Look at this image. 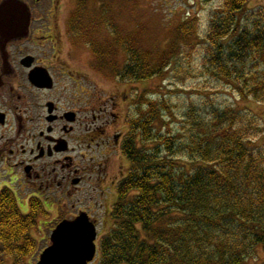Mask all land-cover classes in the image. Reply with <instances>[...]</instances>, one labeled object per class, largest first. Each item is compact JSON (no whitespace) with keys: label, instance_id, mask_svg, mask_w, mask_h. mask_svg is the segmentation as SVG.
Instances as JSON below:
<instances>
[{"label":"trees","instance_id":"obj_1","mask_svg":"<svg viewBox=\"0 0 264 264\" xmlns=\"http://www.w3.org/2000/svg\"><path fill=\"white\" fill-rule=\"evenodd\" d=\"M250 1L223 0L205 39L207 59L214 75L241 97L253 95L264 102V71L251 77L242 73L247 58L264 59V15L251 27L241 24ZM87 9L92 10L81 6L74 16L73 32L88 38L101 59L100 70L107 55L121 47L128 57L121 71L109 62L117 78L142 82L161 75V65H149L150 55L140 54L113 23L106 25L112 42L99 41L105 7L99 6L104 13L98 15L87 14ZM78 16L86 23L77 22ZM193 31L189 21L178 27L176 38L183 41ZM174 48L172 44L170 53L162 55L165 60ZM166 107L163 99L148 100L143 113L129 118L133 137L124 144L123 154L131 166L117 184L113 225L100 242L98 264H247L259 247L264 250V156L251 148L250 138L243 140L234 132L232 122L223 126L218 112L210 123L195 121L177 149L174 138L158 129ZM185 152L188 157L178 156L177 163L173 155ZM31 208L22 214L13 192L0 190V264L3 257L23 264L21 260L36 252L30 230L45 213L41 207Z\"/></svg>","mask_w":264,"mask_h":264},{"label":"flooded vegetation","instance_id":"obj_2","mask_svg":"<svg viewBox=\"0 0 264 264\" xmlns=\"http://www.w3.org/2000/svg\"><path fill=\"white\" fill-rule=\"evenodd\" d=\"M89 5L87 0H75V6L71 0H0L2 188L13 192L18 208L27 207L22 214L41 207L45 217L39 216L37 225L50 220L53 226L46 246L60 222L85 214L96 229L98 248L103 235L93 213L107 210L131 166L123 154L133 137L130 117L123 119L116 98L105 103L93 93L90 77L101 74V59L88 38L73 32L74 16ZM77 22L86 23L79 16ZM86 49L92 58L82 71L74 61Z\"/></svg>","mask_w":264,"mask_h":264},{"label":"rangeland","instance_id":"obj_3","mask_svg":"<svg viewBox=\"0 0 264 264\" xmlns=\"http://www.w3.org/2000/svg\"><path fill=\"white\" fill-rule=\"evenodd\" d=\"M71 2L75 6V0ZM222 3L223 0H96L91 2L89 8L93 11L99 13L100 5H103L106 10L102 29L97 35L101 42L107 44L112 42L106 25L109 22L113 23L121 36L130 38L129 40L133 42L134 48H137L140 54L150 55L149 65L157 64L162 67L161 75L142 82L117 78L116 73L113 74L109 69V62L117 64L118 70L121 71L128 58L119 47L115 54L111 51L107 55V61L102 64L101 74H91L92 91L105 103L111 96L119 100V111L122 112L123 119L126 116L137 118L139 111L143 113L146 110L148 100L163 99L167 109L162 111L163 126H158V129L162 135L174 138L177 149L181 143H185L187 134L195 121L210 123L218 112L221 120L225 121L223 126L232 122L234 132L240 134L243 140L250 138L253 142L251 148H257L256 151L264 156V102L256 100L253 95L241 97L234 86L219 80L214 75V69L208 63L209 47L205 39L210 30L211 19ZM261 14L264 15V0H251L241 17L242 26L251 27L254 21L261 19ZM189 21L194 25V31L190 37L178 41L176 38L178 27ZM62 40L65 39L62 38ZM172 44L175 47L174 54L171 55L170 60L169 58L165 60L162 55L170 53ZM66 45L68 47L67 43L64 44ZM87 58H92V54L86 49L74 61V66L82 71L87 70L83 68ZM166 63L169 65L168 68H164ZM256 64L257 67H255ZM263 71L262 57H258L256 61L247 58L242 68V73L246 77L259 75ZM190 110L193 111L191 115H189ZM126 129H128L127 126L122 131L125 132ZM152 146L153 144L150 143L149 147ZM186 153H183L184 156L175 153L173 156L176 162L178 163V156L186 159L188 157ZM5 168L6 166L0 163V189L6 180L2 177L5 174ZM176 169L179 168L176 167ZM111 195L112 198L106 203L107 210H103L106 214H103L102 210L93 213L98 219L97 228L102 237L113 225L111 211L117 196L115 191H112ZM92 196L95 195L92 194ZM99 202L102 203L103 199ZM26 208L19 205L22 213L28 212ZM45 222V220L38 221L37 229L31 232V234L34 233L32 235L37 241L38 252L32 258L21 260L23 264H35L38 261V255L49 243L46 238L53 226L50 220L48 224ZM44 233L46 237L44 236L42 241L41 237ZM94 260L92 264H98L99 253ZM12 262L11 258L4 257L1 263L12 264ZM247 264H264V250L259 247L255 256L249 259Z\"/></svg>","mask_w":264,"mask_h":264},{"label":"water","instance_id":"obj_4","mask_svg":"<svg viewBox=\"0 0 264 264\" xmlns=\"http://www.w3.org/2000/svg\"><path fill=\"white\" fill-rule=\"evenodd\" d=\"M96 230L85 214L60 222L36 264H88L96 253Z\"/></svg>","mask_w":264,"mask_h":264}]
</instances>
